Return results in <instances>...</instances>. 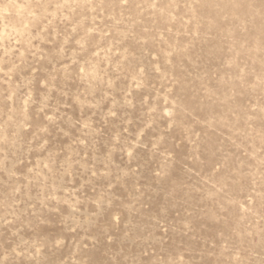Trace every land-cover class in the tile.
Segmentation results:
<instances>
[{"label":"rangeland","instance_id":"1","mask_svg":"<svg viewBox=\"0 0 264 264\" xmlns=\"http://www.w3.org/2000/svg\"><path fill=\"white\" fill-rule=\"evenodd\" d=\"M0 264H264V0H0Z\"/></svg>","mask_w":264,"mask_h":264}]
</instances>
